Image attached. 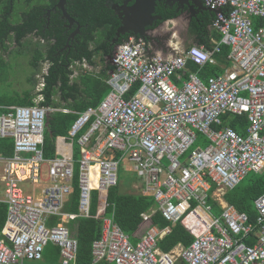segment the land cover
I'll use <instances>...</instances> for the list:
<instances>
[{
    "label": "built area",
    "instance_id": "built-area-1",
    "mask_svg": "<svg viewBox=\"0 0 264 264\" xmlns=\"http://www.w3.org/2000/svg\"><path fill=\"white\" fill-rule=\"evenodd\" d=\"M202 1L217 10L211 25L221 37L213 48L193 44L175 56L148 57L147 42L130 37L113 55L109 92L78 113L67 136L56 138L55 156L46 158L42 147L48 112L69 109L0 105V137L15 139L14 156L0 160L7 204L0 264H40L47 244L58 249L52 264H77L69 222L89 216L92 190L106 193L117 184L124 158L146 185L141 193L152 194L162 216L180 221L194 239L180 250L162 251L157 240L170 228L150 226L134 244L100 209L104 225L92 242L91 264H264V195L254 200V222L227 202L214 215L208 202L212 185L226 191L249 172H264V0ZM222 44L230 47L231 64L222 75L203 81L187 68L189 60L216 63ZM43 87L41 80L38 90ZM226 113L246 115L245 135L222 124ZM88 123L75 159L74 139ZM198 135L207 143L193 148ZM43 166L50 183L36 196L20 183L39 182ZM75 176L78 205L72 212L65 206Z\"/></svg>",
    "mask_w": 264,
    "mask_h": 264
},
{
    "label": "trees",
    "instance_id": "trees-1",
    "mask_svg": "<svg viewBox=\"0 0 264 264\" xmlns=\"http://www.w3.org/2000/svg\"><path fill=\"white\" fill-rule=\"evenodd\" d=\"M57 1V0H53ZM67 4L75 5L77 12H79L78 21L81 25H87L82 28L83 38L78 37V44L75 49L79 53L74 54L71 58L65 59L64 56L55 57L54 55L58 49L65 43L66 34L63 30L62 24L55 22L47 28L44 27L43 21L40 18H32L28 23H25L24 29L18 30L13 24L4 22L2 26L0 24V52L9 51L13 41L16 44H21L20 38L24 33L32 31L34 28L39 29L38 32L49 40L47 43L48 51L46 57L50 59V66L46 74H44L45 86L42 90L44 99L41 100L38 105L61 107L69 109L70 111H53L50 112L47 119V126L44 134V156L53 157L55 147L56 136H67L69 129L78 117V113L85 111L89 107L97 106L104 96L109 92L110 88L106 82L109 74L105 71L99 73H85L78 72L73 76V70L68 68L69 63H73L74 59H84L85 57L89 62L93 63L94 55L100 52L106 54L103 50L107 46H110L107 50V54H110L111 40L115 35L116 28L119 25V21L109 7L106 6L107 0H66ZM40 10V9H38ZM41 12V11H40ZM174 8L163 11V19L172 18L174 16ZM214 14L205 11L200 13L196 18L192 20L189 32L195 34L199 39L198 45H204L207 49H212L215 45V40H220V34L214 29H211L210 25L214 19ZM259 19H255V23ZM126 35L121 37L123 42L126 39ZM123 38V39H122ZM12 42V43H7ZM79 45V46H78ZM102 50V51H100ZM34 54L30 64L34 67L32 72L39 71V59H44V51L41 49ZM230 51V47L222 44L221 50L215 55V59L219 62L220 68L217 65L205 64L199 68L192 61H188V67H191V71L198 70L199 77L206 80L209 76L218 75L224 71V67L229 65L227 55ZM9 54H11L9 52ZM11 59L5 60L0 54V80L3 83L8 74ZM31 72V73H32ZM31 78L30 80H32ZM138 84H135L130 89L126 97L132 95ZM18 95L15 98L8 99L9 97L0 96L1 105H35L33 99L35 94H32V90L28 93ZM58 93L61 97V102H53L51 96ZM52 103V104H51ZM223 121V122H222ZM223 125L232 127L236 132L241 135H245L248 121L245 114H231L226 113L221 117ZM89 123L81 129L76 138L74 139V153L79 152V145L77 144V138L88 129ZM205 138L198 135V140L195 145L204 146ZM194 145V146H195ZM0 149L5 155L11 154V140L0 139ZM193 149V148H192ZM77 165L75 167L77 175ZM214 188L215 185H212ZM264 193V174L249 172L235 187L229 189L224 194V200L234 205L239 211L245 212L250 222H254L256 218V211L253 207V202L256 197ZM98 192L92 191L91 205L88 217H83L77 221L69 222V229L74 238L78 242L77 251V264H91V243L101 235L102 217L96 215ZM107 205L105 207V215L113 219L120 228L131 238L133 242L138 240L134 235L139 225L144 223L143 213L148 214L151 209H154L155 200L152 194H143L141 192L134 194L128 192H122L118 188V185L112 186L107 192ZM211 202V200H210ZM78 205V187L76 176L74 177L73 190L66 203L65 209L67 211L76 212ZM215 206V212L219 214L220 209ZM4 208L0 207V220L5 219ZM149 215V214H148ZM149 218V224L162 229L166 225H169L162 214L155 209ZM3 219V221H4ZM2 221V222H3ZM193 240V235L189 233L180 222H176L170 226V231L165 233L162 237L158 238L157 246L159 250L169 251L175 246L180 245L185 247ZM250 242V240H249ZM47 247L44 250V255L47 257ZM58 257V249L54 248L50 255V261L55 262ZM98 264H113L106 261H100Z\"/></svg>",
    "mask_w": 264,
    "mask_h": 264
},
{
    "label": "flooded vegetation",
    "instance_id": "flooded-vegetation-1",
    "mask_svg": "<svg viewBox=\"0 0 264 264\" xmlns=\"http://www.w3.org/2000/svg\"><path fill=\"white\" fill-rule=\"evenodd\" d=\"M106 6L112 9V6L115 3L121 4L123 0H107ZM58 0H0V24L3 26L4 22L9 23L12 22L13 24H16L18 30L24 29V24L28 23L32 18H40L41 21L44 23V27L47 28L51 24H54L55 22H59L63 26V30L66 34V41L65 43L58 49L55 57H61L64 56L65 59L71 58L74 54L79 53L75 47L78 44V37L83 38L84 34L82 31V28H85L87 25H81L78 21L79 12H77V8L75 5H69L66 3L64 4V9L66 14L58 7ZM175 9V7L171 8L169 5H167L164 1L157 2L155 11L156 15L162 16L163 11L167 9ZM40 9V10H38ZM41 11V12H40ZM113 11V10H112ZM114 12V11H113ZM115 14V12H114ZM116 15V14H115ZM163 17V16H162ZM69 19H73V22H69ZM159 23V21L157 22ZM39 29H33L32 31H28L24 33L20 38V41L22 43H26V40L30 41V44L27 46L32 45V41L41 40L42 44L44 45V59H39V65L40 62H43V64L46 65V69L48 71V68L51 64L49 57H46L47 51L49 50L47 47V43L49 40H46L45 37L42 36L40 32H38ZM158 30V29H157ZM1 31V30H0ZM159 37L164 38L166 34L161 33V31H158L157 33ZM123 39V38H122ZM78 41V42H77ZM122 44L121 39L119 40L118 44L112 45L110 54H113L117 51L119 46ZM21 45V44H18ZM36 43L34 44V46ZM79 46V45H78ZM110 47V46H109ZM0 54L5 58L8 54V59L13 58L11 54H9L8 51H1ZM34 55L32 57L30 56L29 64L32 60ZM48 56V55H47ZM107 58L108 54L106 55ZM105 61V59H103ZM110 61V59H109ZM31 65V64H30ZM72 63L68 64V68L71 69Z\"/></svg>",
    "mask_w": 264,
    "mask_h": 264
},
{
    "label": "crops",
    "instance_id": "crops-1",
    "mask_svg": "<svg viewBox=\"0 0 264 264\" xmlns=\"http://www.w3.org/2000/svg\"><path fill=\"white\" fill-rule=\"evenodd\" d=\"M201 13V12H200ZM200 13H198L196 16H192V18H190V19H192L193 20V18H196ZM174 16L172 17V18H167V19H165V22L164 23H162L160 26H159V28H158V30L156 31V33L158 32V31H161V33H163V34H166V36L164 37V38H162V37H160V39H161V41L162 42H164L165 44L164 45H166L167 47H165V49H162L159 45H156V43H155V45L153 46V47H151V46H149L150 48H151V50H153L156 54H162V55H164L163 57H168V56H170V55H172L173 53H175L176 52V50L177 51H184V50H186L187 48H189V46H191V45H193L192 44V42L194 43H198L199 42V39L195 36V34H193V33H191V32H189V29H190V27H191V24H192V20L191 21H189V19L187 18V17H185V16H180L178 13H175L174 12ZM191 14H188V16H190ZM210 27H211V25H210ZM184 30L185 31V33H182L181 32V30ZM211 29H213L214 30V28L213 27H211ZM155 34V33H154ZM184 36H190V37H188V39H193V41L192 42H190L189 44H187V45H184ZM33 43H32V45L31 46H27L28 44H30V41H28V40H26V43L24 44V43H22L21 42V45H23V48L21 49V48H19L18 47V44H16L14 41H13V43L12 42H7L8 44L9 43H12V45L10 46V49H9V51L8 52H10L11 51V49L12 48H14L15 47V50H22V53H24V54H28V51H29V55L31 54V55H34V54H36L37 53V51H35V50H37V49H44V45L42 44V41L41 40H36V41H32ZM214 42H216V40L214 41ZM36 43V45L34 46V44ZM194 43V44H195ZM202 45V44H201ZM204 46V45H203ZM108 48H109V46H107L105 49H103V50H105L106 51V54H104V53H102L103 51L102 50H100V51H102V52H100V54L98 53L97 55H94V57H93V63H91V62H89L88 61V59L85 57L84 59H74L73 60V65L76 67V65H78V67H79V69H80V73L81 74H85V73H94V74H96V73H99V72H101L102 70L103 71H105L106 72V74H109L110 73V71H111V69H112V65H111V62L109 61V59L107 58V50H108ZM159 54V55H160ZM216 55V54H215ZM108 57H109V54H108ZM103 59H105V61H103ZM214 59H215V56H214ZM228 59V58H227ZM229 60V59H228ZM190 61V60H189ZM215 61H216V63L214 62V63H208V64H212V65H217L219 68H220V65H219V62H217V60L215 59ZM195 64V63H194ZM207 64V63H206ZM197 65V64H196ZM205 65V64H204ZM204 65H202V66H199V65H197L199 68H201V67H203ZM42 66H45V68H44V70H41V67ZM231 67V64H230V62H229V65H226L225 67H224V71L226 70V69H229ZM187 68L188 69H191V67H188V62H187ZM45 70H46V65L45 64H43V62H40V65H39V71H38V73L40 74V80L39 81H37V83L38 82H40L41 80H44V73H45ZM192 70V69H191ZM197 73H198V71H199V69L198 70H195ZM224 71L223 72H220L218 75H222L223 73H224ZM36 73V72H35ZM76 72H74L73 74H75ZM38 76V75H37ZM212 76V75H211ZM213 76H216V75H213ZM35 77H36V75H35ZM37 78V77H36ZM37 80V79H36ZM43 90V89H42ZM42 90H40V91H38V90H36L35 89V92L34 91H32V94H35V97H34V99H33V102H34V104H38L41 100H43L44 99V97H43V94H42ZM106 96V95H105ZM104 96V97H105ZM51 99L53 100V102L52 103H56V102H61V97H60V95L58 94V93H54L52 96H51ZM51 103V104H52ZM49 106V105H48ZM51 107V106H50ZM59 108H61V107H59ZM231 114H233V113H231ZM223 122V121H222ZM245 134H246V131H245ZM207 142L205 141V144H206ZM204 144V145H205ZM195 145V144H194ZM201 145V144H200ZM196 146H198V145H195V146H193V148H195ZM12 149V148H11ZM2 151H1V149H0V160L1 159H3V155H2ZM78 173V172H77ZM255 173H262V174H264V172L263 171H260V172H255ZM75 175H76V172H75ZM247 175V174H246ZM245 175V176H246ZM0 176H1V180H2V177L4 176L3 175V172H2V167H1V164H0ZM244 176V177H245ZM243 177V178H244ZM242 178V179H243ZM32 185H34L35 187H36V189H37V184H35V183H32ZM227 191V190H226ZM226 191H223L222 192V190H218L217 188H214L213 186H212V188L208 191V195H209V197H208V202H209V204L212 206V209L215 207L213 204H215V205H217L218 207H219V209H220V212H221V205L223 204V203H226V201L224 200V194H225V192ZM219 192V193H218ZM220 192H222V198H219V196L221 195V193ZM34 195H36V196H39L40 194H39V192H36ZM216 195V196H215ZM261 195H264V193L263 194H261ZM260 196V195H259ZM257 198V197H256ZM255 198V199H256ZM210 200H211V202H210ZM1 201L3 202V204L5 205V207H6V214H7V204H6V202H5V194H4V198L3 199H1ZM253 207H254V209H255V205H254V202H253ZM255 211H256V209H255ZM219 212V213H220ZM256 213H257V211H256ZM218 213H216L215 212V215H217ZM106 216V215H105ZM5 219H6V215H5ZM4 222H5V220H4ZM3 225H4V223L2 224V227H3ZM144 231V230H143ZM252 240V239H251ZM93 242V241H92ZM91 245H92V243H91ZM47 247V249H49L48 251H47V257H45V255H43V257H42V259H41V261H40V264H52V262L50 261V255H51V253H52V251L54 250V248H57L56 246H54V245H52V244H47L46 246H45V248ZM45 248H44V250H45ZM180 246H178L177 248H176V250H180ZM91 263H92V261H91ZM114 264V263H113Z\"/></svg>",
    "mask_w": 264,
    "mask_h": 264
},
{
    "label": "rangeland",
    "instance_id": "rangeland-1",
    "mask_svg": "<svg viewBox=\"0 0 264 264\" xmlns=\"http://www.w3.org/2000/svg\"><path fill=\"white\" fill-rule=\"evenodd\" d=\"M252 20L255 21V18H252ZM181 32L185 33V31L183 29L181 30ZM188 37H190V36H184V38H185L184 39V45H187L193 41V39H188ZM194 43L192 42V44H194ZM18 47L22 49L23 45H18ZM10 53H11V56L13 57V58H11V62H10V66H9L10 72H9L6 80L3 83L0 80V96L1 97H3V96L9 97L8 99H12V98L17 97L18 95L21 96V94H23L22 92L28 93V92H30V90H33L35 92L37 81L40 80L41 76L38 72L35 73V72H32V70H31L34 68V67H32V65L29 64L30 56L32 57V55L31 54L29 55V51H28V54H24V53H22V50H15V47L11 49ZM4 59L8 60V54ZM44 68H45V66H42L41 70H44ZM77 72H80V69H78ZM75 74H77V73H75ZM35 75L37 78L35 77ZM198 76H199V74H198ZM31 78H33V79L30 80ZM203 81H205V80H203ZM55 155H56V153H55V149H54V156ZM74 156H75V159L80 158V155L78 153L77 154L74 153ZM162 162L164 164H166V161L164 158L162 159ZM133 164L127 158H124L120 162V164L118 166V170H117V178H118V182H119L118 188L122 192L137 194L139 192H142V190L146 189V185H145V183L143 184L142 178L137 174L136 170L134 169L135 165L133 166ZM20 186L27 188L32 194L39 192V189H36V187L34 185H32L30 182H24V183L20 184ZM141 187L144 189H141ZM223 191H225V190H222V192ZM222 192H220L221 195L219 196V198H222V195H223ZM3 198H4V188L1 185V176H0V207L4 208V214H5V205L1 201V199H3ZM102 199H103V201H101ZM97 200L101 201V202H99V203L97 202V204H96V206H97L96 207V215L101 216L100 215L101 213L99 214L98 211L101 209V212L104 211V213H105V207L107 205L106 195H104L102 192H99ZM90 205H91V201H90L89 207H90ZM155 207H156V205H154L153 208H155ZM211 212H212V214L215 215V207L212 209ZM143 214H145V213H143ZM107 217H109V216H107ZM3 219L4 218H2L0 220V229L2 228V224L4 223ZM104 219L111 220L110 218H105V217H104ZM103 225H104V222H102L101 228L103 227ZM146 229H147V227L145 226V224L141 223L139 225L137 231L134 233V235L141 236L142 234H144ZM136 242H137V240L135 241V244H136Z\"/></svg>",
    "mask_w": 264,
    "mask_h": 264
},
{
    "label": "water",
    "instance_id": "water-1",
    "mask_svg": "<svg viewBox=\"0 0 264 264\" xmlns=\"http://www.w3.org/2000/svg\"><path fill=\"white\" fill-rule=\"evenodd\" d=\"M160 1H164L171 8L176 6L175 12L179 13V15L185 10L184 12L191 14L189 19L203 11L216 13V10H211L210 8L205 7L201 0H123L121 4H114L112 6V9L118 16L120 24L116 29L115 36L112 38L111 42H117L119 37L126 33H133L136 37L139 36L144 38L149 43V46L153 47L156 43V45L165 49V47H167L164 45L165 43L161 41L158 34H154V29H158L164 22L163 17L156 15L155 11L156 4ZM65 3L66 0H58L57 5L66 14L64 9ZM69 20L70 23L73 22V19ZM158 21L159 23H157ZM175 53L171 56H175ZM147 55L148 57H152L156 55V53L149 48ZM112 59L113 57H111V63Z\"/></svg>",
    "mask_w": 264,
    "mask_h": 264
},
{
    "label": "clouds",
    "instance_id": "clouds-1",
    "mask_svg": "<svg viewBox=\"0 0 264 264\" xmlns=\"http://www.w3.org/2000/svg\"><path fill=\"white\" fill-rule=\"evenodd\" d=\"M202 1V0H201ZM203 2V1H202ZM115 4H118V3H115ZM203 5H204V3H203ZM205 6V5H204ZM173 7H176V6H173ZM172 7V8H173ZM206 7V6H205ZM208 8V7H207ZM113 10V9H112ZM114 11V10H113ZM185 10H183V12H182V14L180 15V16H185V17H187L188 19H189V16H188V14L189 13H187V12H184ZM174 12H175V9H174ZM203 12H205V11H203ZM210 12V11H209ZM216 12H217V10H216ZM176 13V12H175ZM202 13V12H201ZM211 13H213V12H211ZM116 14V13H115ZM179 14V13H178ZM214 14V16H215V13H213ZM116 17H117V19H118V16H117V14H116ZM194 19V18H193ZM192 19H189V21H191ZM118 21H119V19H118ZM163 21L165 22V19H163ZM163 22V23H164ZM119 24H120V22H119ZM212 24V23H211ZM119 26V25H118ZM211 27H212V25H211ZM118 28V27H117ZM116 28V29H117ZM157 31V29H154V33ZM116 32V31H115ZM127 37H126V39L122 42V44L121 45H123L125 42H127L128 40H129V38L130 37H134V38H142V37H136L133 33H126L125 34ZM125 35H123V36H120L119 37V39L117 40V42H115V43H112L111 42V44L112 45H116V44H118V42H119V40L121 39V37H124ZM115 36V35H114ZM142 39H144V38H142ZM145 40V39H144ZM146 41V40H145ZM147 42V41H146ZM120 45V46H121ZM198 45V44H197ZM119 46V47H120ZM190 47V46H189ZM149 43L147 42V50H146V55H147V51L149 50ZM176 52H179V51H177L176 50ZM159 55V54H158ZM148 56V55H147ZM162 56V55H161ZM171 56V55H170ZM111 57H113V54H109V59L111 60ZM163 57V56H162ZM113 60V59H112ZM194 63V62H193ZM111 65H112V67H113V64L111 63ZM79 69V67H78V65H76V67L73 65V63H72V66H71V70H73V73L74 72H76L77 74H78V72H77V70ZM47 73V69L45 70V73L44 74H46ZM77 74H74L73 76H75V75H77ZM43 81V83H44V86H45V81L44 80H42ZM41 82V81H40ZM40 82H38L37 83V85H36V90H38V88H39V86H40ZM44 88V87H43ZM42 88V89H43ZM41 89V90H42ZM33 91V90H32ZM38 91H40V90H38ZM1 105V104H0ZM14 105H17V104H14ZM19 106H21V105H19ZM1 112H2V110H0V114H1ZM51 112H53V111H51ZM48 113H50V112H48ZM49 115V114H48ZM47 119H48V116H47ZM47 119H46V126H47ZM46 126H45V129H46ZM44 134H45V131H44ZM57 137H62V136H56L55 137V140H56V138ZM0 139H10L11 140V150H12V152H11V154H9V155H5L4 153H2V157L3 158H12L13 156H14V145H15V142H14V138L12 137V136H6V137H0ZM42 147L44 148V139H43V144H42ZM54 149H55V147H54ZM43 152H44V149H43ZM46 158H50V157H46ZM0 164H1V167H3V161L2 162H0ZM46 170H47V167L46 166H43V167H41V171H40V177H39V182H37V183H35V184H37V189H39V194H41L42 193V189L43 188H45L46 186H48L49 185V181L46 179V176H47V172H46ZM77 170H78V168H77ZM24 182H30L31 184H32V182L31 181H23V182H21L20 184H22V183H24ZM1 185L3 186V188H5L4 187V183H3V179L1 180ZM116 185H119V182H118V180H117V184ZM116 185H114V186H116ZM77 187H78V184H77ZM73 190V189H72ZM96 190V189H95ZM93 191V190H92ZM92 191H91V193H92ZM98 193H99V191L98 190H96ZM72 192V191H71ZM107 192H108V190L106 191V193H103L104 195H106L107 196ZM31 193V192H30ZM5 194V193H4ZM71 194V193H70ZM70 194L68 195V199H69V196H70ZM68 201V200H67ZM101 201H103V199L101 200ZM101 201H99V202H101ZM97 202H98V200H97ZM156 208H154V209H151V211L150 212H148V214H149V216H150V214L155 210ZM145 214H147V212L145 213ZM149 218V217H148ZM144 219V222H145V226L147 227V229H148V227H150V226H154V225H150L149 224V219ZM167 221H169V220H167ZM176 222H180V221H176ZM176 222H174V223H176ZM174 223H172V222H170L169 221V225H166L165 227H169L170 228V226L172 225V224H174ZM181 223V222H180ZM182 224V223H181ZM183 225V224H182ZM154 227H156V226H154ZM183 227H184V225H183ZM158 228V227H157ZM164 228V227H163ZM162 228V229H163ZM185 228V227H184ZM2 229V228H1ZM0 229V230H1ZM146 229V230H147ZM159 229V228H158ZM145 230V231H146ZM188 231V230H187ZM189 232V231H188ZM190 233V232H189ZM164 235V234H163ZM193 235V234H192ZM138 237H140V236H138ZM138 237H136L137 239H138ZM129 239H130V241L132 242V243H134L135 244V242H133L132 240H131V238L129 237ZM193 239H194V235H193ZM191 243V242H190ZM178 246H180V245H177V246H175L173 249H175L176 247H178ZM188 246V245H187ZM181 248H182V246H180ZM186 247V246H185ZM172 250V249H171ZM43 255H44V252H43ZM58 258L59 257H57V260H58ZM56 260V261H57ZM55 261V262H56ZM55 262H52V263H55Z\"/></svg>",
    "mask_w": 264,
    "mask_h": 264
},
{
    "label": "bare ground",
    "instance_id": "bare-ground-1",
    "mask_svg": "<svg viewBox=\"0 0 264 264\" xmlns=\"http://www.w3.org/2000/svg\"><path fill=\"white\" fill-rule=\"evenodd\" d=\"M129 4H131V3H129Z\"/></svg>",
    "mask_w": 264,
    "mask_h": 264
}]
</instances>
